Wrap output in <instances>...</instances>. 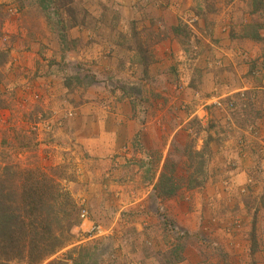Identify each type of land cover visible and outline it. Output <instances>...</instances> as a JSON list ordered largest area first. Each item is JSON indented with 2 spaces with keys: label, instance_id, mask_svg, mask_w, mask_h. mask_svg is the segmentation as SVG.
<instances>
[{
  "label": "rangeland",
  "instance_id": "374dc122",
  "mask_svg": "<svg viewBox=\"0 0 264 264\" xmlns=\"http://www.w3.org/2000/svg\"><path fill=\"white\" fill-rule=\"evenodd\" d=\"M239 1L242 4H238L237 10L224 11L226 20L231 15L232 20L238 21V30L239 22L243 23V19L246 16L250 20H258L264 24V0ZM92 3L93 0H0V102L8 106L0 110V176L3 175L5 169L10 167H16L19 170L22 168L43 169L47 167L45 170L48 171L50 168L66 166L67 173L64 179L60 181V185L66 192L65 194H68L76 205L74 213L77 216L74 218L72 215L70 218H74L72 222L76 223L72 230L74 237L63 250L52 256L50 260L64 259L65 264H74L80 259L85 264H113L110 262L113 260V255L120 253L116 248H112L113 240L120 242L121 239L123 242V236H116L115 233L111 234L110 229L112 228L110 226L115 227V222L119 220H123L126 223V209L134 208V204L139 201L140 203L138 204L140 205H135L138 207L137 210L143 213L145 211L144 205H146L152 216L157 217L156 219L162 223L159 229L161 232L158 233V236H161L160 241H163L164 249L167 250L163 251V254H158L161 251L146 250V252H143L145 250L140 248L143 241L149 238L148 232H144L146 228L149 232L150 228H152L151 232L153 234L157 232L154 229L156 225L150 221V226L148 225V227L144 226L142 222H140L141 226L139 228L135 224L132 227L130 226L131 228L128 227L130 231L126 235V239L137 238L136 241H139V243L136 248L131 249L130 242L126 241V253L128 251L136 253V250L143 255L147 254V257L158 258L157 256H160L161 259L163 258V263L165 262L166 264H179L182 261H187L188 258H190V263L192 264H257L256 260L253 261L254 253L264 252V168L261 164L263 155L259 154V151L255 149L256 138L254 134H256V131L254 132V125L248 126L245 131H241V136H237L235 143L233 140L230 141V139L226 138L223 143L218 145L213 139L204 141L196 139L197 137L195 136L191 138L188 130L192 131V129L188 128L186 123L174 131V117L176 120L183 119L184 121V109L180 108L181 112L177 110L175 112H172V110L164 111L167 117H164L160 125H155L156 130L153 126L151 128L152 141L154 142L152 152L144 155L140 150V155H133L127 159L126 145L120 147L121 154L106 158L107 161H104L108 163L105 166L103 164L100 165L101 162L98 163V167L101 169H99L101 175L97 177L98 180L94 179L85 182L86 179L82 177L85 169L84 164L88 165L92 158L88 157L87 154H83L80 151L79 142H76L73 137L66 134L67 132L69 133L70 128L67 123L75 118V110L71 108V110H63L65 121H61L63 124L59 122L56 127L64 126V132L67 136V138L63 139L65 146L62 147L66 151L61 156L65 161L60 165L51 166L53 163H50L51 160L49 159H52V156H46L48 155L47 152L56 151L55 138L51 134L54 131L51 127L50 118H48V110L43 107L44 103H42L46 92L43 90V86L40 89L43 82L42 78L46 75L45 67L53 66L54 71H51L50 75H54L58 71V75H62L61 80L65 85L85 84L91 86L101 83L100 85L104 84V88L113 95L119 92L117 89L113 90L110 88L114 84L107 86L108 77L93 74L90 69L86 68L78 67L80 70H75L73 65L67 67L68 64L63 59L65 54L62 56L61 53V51H68L76 47L82 49L81 43H72L66 38V35H68L71 26H74V24L84 25L86 23L83 29H88L87 20L90 21L92 19V12L88 11V8ZM198 12V10H187L180 17L185 18L188 22L197 17ZM19 15L18 19L21 21L16 22L14 17ZM32 18L35 20L34 24L39 26H29L33 24L30 20ZM65 18L67 19L68 27L59 24ZM1 19H9L8 21L10 22L5 26V22ZM221 20H223L222 13H220ZM11 22L17 24L12 26ZM43 32L49 34L52 41H58L59 47L57 46V49L53 43H51V47L42 43L43 39L41 36L44 34ZM149 32L150 30L147 27L143 28L142 32L132 31L129 34V31H127V37L130 38L126 39L125 43L135 38L136 43H139V47L144 44L148 45V43H151L149 42L150 39H156L155 36H157H154V30L152 33ZM10 33H15L16 37H11ZM103 34L104 37L102 36ZM103 34L101 35V41L109 38L106 32ZM113 39H116V35ZM113 41L111 44L121 49L123 40L118 41L116 39ZM117 41L120 44H117ZM51 48L57 54V57H53L54 55L47 57L46 53L48 52L46 50H52ZM119 53L121 54V51ZM64 66L63 74H60L59 69ZM137 69H139L138 66ZM133 73L136 74V71ZM97 76L101 79L97 80ZM167 77L169 75H165L162 78L153 75L147 81L148 86L154 88L153 90L147 89L144 92L136 82L131 88H134L142 99L143 94L149 96L150 99L154 98L153 100L156 102L160 100V97L163 98L161 103L168 108L171 94L174 97L176 95L172 92V89L168 88V92H153L161 85H169L170 78L168 81ZM214 88L215 86H213ZM135 91L131 92L129 88L127 93L135 95ZM213 91L212 96L206 98V101L219 96L222 98L223 103L231 99L241 109L250 102L256 103L258 102L257 100H261V98H257V96L252 94L248 96L246 90L233 91L229 89L227 95L223 94V96H220L221 94H218L216 89ZM42 96H44L43 99ZM141 98H139L140 101L137 103L141 102ZM204 98L200 96L199 101L203 102ZM111 101L109 98L101 100L97 105V112L106 117L115 113V108ZM143 101L144 99L138 105L143 104ZM248 101L250 102L248 103ZM145 102L149 104L146 97ZM206 107L204 110H223L222 108L209 106L207 103ZM151 108L152 103H150ZM224 111L234 112L227 109H224ZM68 114H71V116ZM172 116L173 119L171 118ZM136 117V119L139 118L140 120L138 123L139 132L146 128L149 129L145 119L146 114L143 113V110H140ZM54 124L56 123L54 122ZM157 128L160 129L157 130ZM203 128L208 129L209 127L197 123L194 130L197 133H201ZM222 128L224 132L230 129L229 126H226L225 129V125ZM156 133L158 134L157 138L155 137ZM137 140L134 139L130 142L129 145L132 149L137 150L139 147ZM230 142L233 143L227 145ZM185 148L188 151L203 152V155L202 157H190L187 155ZM161 152L162 154H160ZM55 155L57 157L60 156L58 154ZM44 156L46 160H44ZM166 160L167 164L165 163ZM158 165L161 166L160 170H156ZM126 166L130 168L126 170ZM107 167L108 169H106ZM90 169L91 172L94 171L92 165ZM86 171L90 173L89 170ZM243 171L246 173L244 187H232L231 180L233 177ZM89 175L86 174V176ZM163 176L168 179L173 177L171 182L173 185L178 186L176 193L171 197L161 198L156 195V185ZM155 178L156 180H154ZM254 181H260L261 186L252 187ZM218 184L221 186L220 188L206 187V185ZM238 192L240 194H237ZM212 195H220L221 197H213L215 202L211 205L207 202H202L204 197L209 196L212 198ZM169 201L172 203L167 204ZM204 204L215 211L222 212L226 210L233 213L230 216L231 219L225 220L221 227V233H225V239H223L225 242L223 241L222 245H220V240L217 239L219 238L217 231L221 222L214 226L218 230H214V233L210 232L211 238L208 239L201 236L199 231L196 232L197 229L191 232L189 229L180 228L177 222H174L168 215L170 207L179 210V214H181L180 208L193 210L196 206ZM198 207L197 210H202V206ZM69 208V206H65L63 210L67 212ZM82 210L87 212L89 221L92 220L100 224L106 230L107 234L105 236L101 238L89 236L87 232L88 224H82L79 217ZM132 210H134L132 213L136 212L135 209ZM235 213L242 214L243 218L247 217L242 220L240 217H235L238 216ZM140 214L134 213L130 216ZM62 217L63 214L61 212L58 218ZM189 222L190 227L196 228H200L203 224L202 220L199 221L197 218H191ZM169 227L171 228L169 229ZM141 233H143V238L139 237ZM108 235L110 236L109 240L105 238ZM156 235H153V237ZM158 236L155 238L157 239ZM149 241H151V238H149ZM144 246L145 248L147 247L145 244ZM240 250L242 252L239 253ZM240 255L248 258H243L244 262H242L243 259L236 260Z\"/></svg>",
  "mask_w": 264,
  "mask_h": 264
},
{
  "label": "crops",
  "instance_id": "0c3cea01",
  "mask_svg": "<svg viewBox=\"0 0 264 264\" xmlns=\"http://www.w3.org/2000/svg\"><path fill=\"white\" fill-rule=\"evenodd\" d=\"M238 4L241 5L242 3L239 0H93V3L88 8V11L92 12V19L90 21L87 20L88 29H83L86 23L84 25L74 24V26H71L68 35H66V38L72 43H81L82 49L76 47L68 51H61V53L62 56L65 54L63 59L68 64L67 67L73 65L75 70H80L78 67L86 68L90 69L93 74L108 77L107 86L114 84L110 88L113 90L117 89L119 92L113 95L104 88V84L102 86L100 85L101 83H98L100 87L94 82H92L94 85L91 86L85 84L65 85L61 80L62 75H58V71L54 75H50L51 71H54L53 66L45 67L46 75L42 78L43 82L40 89L44 87L43 90L46 92L45 99L42 96V103H44L43 107L48 110V118H50L51 127L54 131L51 134L55 138L56 151L51 150L47 152L48 155L46 156H52V159H49L51 160L50 163H53L51 166L60 165L65 161L61 156L66 151L62 147L65 146L63 139L67 138V136L64 132V126L56 128L59 122L63 124L61 121H65L63 110H71V108L75 110L74 120L67 123L70 128L69 133L67 132L66 134H69L76 142H79V148L83 154H87L88 157L92 158L90 160L92 163L84 164L85 169L82 177L87 182L94 179L98 180L97 177L101 175L98 163L101 162L100 165L103 164L105 166L108 163L105 162L107 161L106 158L121 154L120 147L126 145L127 159L133 155H140V150L144 155L152 152V147L154 146L151 134L152 126L156 130V126L161 124L164 117H167V111L172 110V112H175L177 110L181 112V108L185 110L183 111L185 120H176L174 117V131L186 123L188 128L192 129V131L188 130L191 138L195 136L197 137L196 139L204 141L213 139L218 145L223 143L226 138L230 139V141L233 140L235 143L237 136H241V131H245L248 126L254 125V132L256 131V134H254L256 138L255 149L259 151V154L263 155L261 164L264 168V97H262L264 95V24L258 20H250L246 16L243 19V23L239 22L238 30V21L232 20L231 15H229L227 20L224 17L225 10H229V12L235 11L238 9ZM187 10H198L197 17L188 22L185 18L180 17ZM220 13L223 14V20L221 21ZM19 17L20 15L14 17L16 22L21 21L18 19ZM1 20L5 22V26L10 22L8 21L9 19ZM30 20L33 24L29 26L36 25L34 24V18ZM13 22H11L12 26L15 24ZM59 24L65 27L69 26L66 18L63 21L61 20ZM145 27L149 28V33L154 30V36L157 35L155 36L156 39H150L149 42L151 43H148V45L144 44L142 48L135 43L126 48L132 41H136L133 38L128 43H125L126 39L130 38L127 37V31H129V34L132 31L142 32ZM104 32L108 34L109 38L101 41V35ZM10 35L11 37H16L15 33H10ZM115 35L118 41L123 40L122 46L120 45L121 49L111 44L114 42L113 40H116L113 39ZM102 36L104 37V34ZM41 37L43 44L51 47V43H53L56 45V49L59 47L58 41H52L49 34L44 33ZM117 44H120V42ZM147 49L149 50L150 58H146V56L143 58L142 52L143 50L147 52ZM47 50V57L50 55L57 57L53 49ZM120 51L121 54L119 53ZM137 66L139 69H137ZM64 68L65 66L59 69L60 74H63ZM134 71H136V74L133 73ZM153 75L158 78L169 75L166 78L168 81L170 78L169 85H161L156 91H153L154 93H160L162 91L168 92L169 89H172V92L176 95L174 97L171 94L168 108L161 103L163 98L160 97V100L156 102L153 100L154 98L150 99L145 94H143V104L138 105L143 99L131 87L136 82L144 92L147 89L153 90L154 88L148 86L147 83ZM99 79L101 78L97 76V80ZM213 86H215L214 89ZM129 88L131 92L135 91L136 96L127 93ZM215 89L218 94H221L220 96H223V94L227 95L229 89L233 91L246 90L248 96L252 94L257 96V98H261V100H257L258 102L256 103L248 101L250 103L247 106L243 109L238 106L234 112L218 111L216 109L204 110L207 108L206 98H210ZM200 96L205 97L203 102L199 101ZM145 97L146 99L148 98L149 104L145 102ZM108 98L112 100L115 113L106 117L97 112V105L101 100ZM139 98L142 100L137 103L140 101ZM150 103H152L151 109ZM140 110H143V113L146 114L145 119L149 125V129L146 128L141 132L138 129L140 120L139 118L136 119V114ZM171 118L173 119V116ZM197 123L203 126L207 125L209 128H203L201 133H197L194 130ZM223 125H225V129L226 126H229L230 129L224 132ZM155 137H158L157 133ZM134 139H138L139 147L137 150L132 149L129 145ZM232 143L230 142L227 145ZM134 151L136 152L134 153ZM55 154L60 156L57 157ZM79 155L81 154L79 153ZM46 157L44 156V160H46ZM75 157L76 159L78 158L77 155ZM91 165L94 167L92 172L90 169ZM129 168L126 166V170ZM160 169L161 166L158 165L156 170ZM86 170H89L90 173ZM86 174L90 175L86 176ZM245 182L246 173L243 171L233 177L231 185L234 188H241L244 187ZM208 186L211 188L221 187L219 184L206 185V187ZM259 186H261L260 181H254L252 184V187ZM237 194L240 193L238 192ZM209 196L204 197L202 202H207L211 205L215 202L213 197L219 198L220 195H212V198ZM138 203L140 202L138 201ZM138 203L134 204V208L126 209V223L123 220H119L115 222V227L110 226L112 229L109 228L111 234L115 233L116 236H123V242L121 239L120 242L113 240L112 248H116L120 253L114 254L113 260L110 262L113 264H166L165 262L163 263V258L161 259L160 256H157L158 258L147 257L136 250V253L128 250V253H126V241L130 242L131 249L136 248L139 243V241H136L137 238H132L130 239L131 241L126 239V235L132 225L135 224L139 228L141 226L140 222H142L144 226L148 227V225L150 226V221L156 225L154 229L157 232L153 234L151 232L152 228L149 227L150 232L146 228L144 232H148L151 241H149V238L144 240L143 243L148 248H145L143 243L140 248L148 251H161L158 254H163V251L167 250L164 249L163 241H160L161 236H158V233L161 232L159 229L162 223L156 219L157 217L152 216L146 205H144L145 211L143 213L137 210L138 207L135 205H140ZM168 203L171 204L172 202L169 201ZM163 204L165 205V203ZM198 206H202V210H197ZM198 206L193 208V210L180 208L181 214H179V210L170 207L168 215L174 222H177L180 228L189 229L191 232L197 229L196 232L199 231L201 236L208 239L211 238L210 232L218 230L214 226L221 222L217 231L219 235L217 239L220 240V245H222L225 233H221V227L225 220L231 219L230 216L233 213L226 210L222 212L215 211L205 204ZM132 209L136 210L135 214H141L130 216L134 214ZM235 214L238 215L235 217H240L242 220L247 217L243 218L242 214ZM191 218L202 220V226L200 228L190 227L189 220ZM128 227L130 228L128 229ZM142 235L143 233L139 237L143 238ZM153 235L158 236L157 239ZM109 237L108 235L105 238L109 240ZM240 252L242 251L240 250ZM243 258L247 259L248 257L240 255L236 260ZM244 259L242 262H244ZM255 260L257 264H264V252H255L253 261ZM179 264L192 263H190V258H188L187 261H182Z\"/></svg>",
  "mask_w": 264,
  "mask_h": 264
},
{
  "label": "trees",
  "instance_id": "16d2710c",
  "mask_svg": "<svg viewBox=\"0 0 264 264\" xmlns=\"http://www.w3.org/2000/svg\"><path fill=\"white\" fill-rule=\"evenodd\" d=\"M134 43L138 45L132 41L128 46L126 44V48ZM145 51L142 52L143 58H150L149 50ZM7 107L0 102V110ZM185 150L190 157L203 155L200 151ZM66 173V166L48 171L39 168L19 170L16 167L3 171L0 176V264L66 263L64 259L50 260L74 237L72 230L76 223L72 221L77 216L74 213L76 205L60 185ZM172 178L163 176L158 180V197L167 198L176 193L178 186L173 185ZM65 206L70 207L67 212L63 210ZM61 212L63 217L58 218ZM72 215L74 218L70 219ZM74 264L85 262L80 259Z\"/></svg>",
  "mask_w": 264,
  "mask_h": 264
},
{
  "label": "built area",
  "instance_id": "2783aa9c",
  "mask_svg": "<svg viewBox=\"0 0 264 264\" xmlns=\"http://www.w3.org/2000/svg\"><path fill=\"white\" fill-rule=\"evenodd\" d=\"M207 104L209 106L217 107L227 109L229 111H234L237 108V104L233 102L231 99H229L226 103L222 102V98L219 96H215L211 98V100H207ZM71 116V114H68ZM80 220L82 221V224L87 223L88 224V230L89 236L95 237V238H101L107 234L106 230L98 223L94 221H89L87 218V212L85 210H82L80 212Z\"/></svg>",
  "mask_w": 264,
  "mask_h": 264
}]
</instances>
